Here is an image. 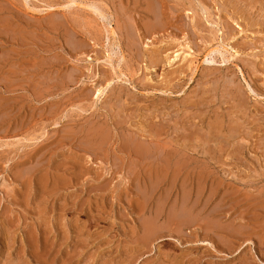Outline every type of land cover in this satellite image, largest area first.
Here are the masks:
<instances>
[{"label": "rangeland", "instance_id": "1", "mask_svg": "<svg viewBox=\"0 0 264 264\" xmlns=\"http://www.w3.org/2000/svg\"><path fill=\"white\" fill-rule=\"evenodd\" d=\"M261 63L264 0H0V264H264Z\"/></svg>", "mask_w": 264, "mask_h": 264}, {"label": "bare ground", "instance_id": "2", "mask_svg": "<svg viewBox=\"0 0 264 264\" xmlns=\"http://www.w3.org/2000/svg\"><path fill=\"white\" fill-rule=\"evenodd\" d=\"M94 4H95V3H94ZM94 4H93V5H94ZM150 4H152V3H150ZM153 5H154V4H153ZM153 7H154V6H153ZM153 10H154V9H153ZM95 11H97L96 8H95ZM154 12H155V11H154ZM151 25H152V24H151ZM151 25H150V26H151ZM155 26H156V25H155ZM155 26H154V24H153V26H151V27H152V28H153V27L156 28ZM157 27H158V25H157ZM158 28H159V27H158ZM150 29H151V28H150ZM153 30H154V29H153ZM111 31H112V30H111ZM144 38H145V37H144ZM182 45H183V44H182ZM184 45H185V44H184ZM186 46H187V45H186ZM216 46H217V45H216ZM234 46H235V45H234ZM237 46H238V45H237ZM187 47H188V51H181V50H183V48H182L181 50H179V51H178V50L174 51L175 54H174V52L172 51L174 55L171 54V55H173V57L170 56L172 60H171V59H169V60H171V62H173V61H174V62H176V61H177V62H182V63H183V62H186V63H189V64L191 65V63L193 62V58H191V57L193 56V55H192V54H193V50L191 51L190 47H189V46H187ZM214 47H215V46H214ZM230 47H231V46H230ZM232 47H233V46H232ZM211 48H212V47H211ZM211 48H210V49H211ZM223 48H224V46H223ZM239 48H241V47H239ZM212 49H213V48H212ZM212 49H211V50H212ZM229 49H230V48H229ZM231 49H232V48H231ZM233 49H234V48H233ZM152 50H153V49H152ZM186 50H187V49H186ZM207 50H209V48H208ZM211 50H210V52H208V54H207V52H206V56H207V57H208V55H209L211 52H214V50H213V51H211ZM237 50H238V49H237ZM231 52H232V51H231ZM236 52H237V51H236ZM152 53H153V51H152ZM158 53H159V52H158ZM202 53H203V52H202ZM237 53H238V52H237ZM234 54H235V53H234ZM204 55H205V54H202V57H203ZM222 57H223V56H222ZM224 57H226V56H224ZM224 57H223V58H224ZM204 58H205V57H204ZM148 59H149V57H148ZM153 59H154V58H153ZM197 59H198V58H197ZM197 59H196V60H197ZM166 60H167V59H166ZM169 60H168V61H169ZM226 60H227V58H226ZM158 61H159V59H157V61H156V60H155V61H154V60H151L150 62H152V63H153V62H156V63H157ZM221 61H222V59H221ZM159 62H160V61H159ZM161 62H162V61H161ZM166 62H167V61H166ZM169 62H170V61H169ZM208 62H209V61H208ZM223 62H225V61H223ZM193 63H196V62H193ZM193 63H192V64H193ZM169 64H170V66L173 65V63H172V64L169 63ZM262 64H263V63H261L260 66H263ZM174 65H176V64H174ZM182 65L185 66V63H184V64H180L179 67L183 68ZM192 66H194V65H192ZM196 66H197V65H196ZM177 67H178V66H177ZM179 67H178V68H179ZM254 67H255V66H253V68H254ZM175 68H176V67H175ZM186 68H187V67H186ZM189 68H190V67H189ZM263 68H264V66H263ZM183 69H184V68H183ZM183 69H180V71H183ZM259 69H262V67L259 68ZM190 70H191V69H190ZM175 71H176V70H175ZM175 71H174V73H175ZM178 71H179V70H178ZM261 71H264V70H261ZM188 72H189V71H188ZM193 72H194V71H193ZM170 73L172 74V72H170ZM181 73L183 74V72H181ZM252 73H253V72H252ZM179 74H180V73H179ZM185 74H186V73H185ZM188 74H189V73H188ZM209 74H210V72H209ZM177 75H178V73H177ZM208 76H209V75H208ZM190 77H192V76H190ZM172 78H173V76H172ZM174 78H175V77H174ZM176 79H177V78H176ZM176 79H175V80H176ZM170 80H171V79H170ZM109 82H110V81H109ZM108 85H109V84H108ZM165 86H166V85H165ZM99 87H100V86H99ZM103 87H104V86H103ZM166 87H167V86H166ZM105 89H106V88H105ZM258 90H259V89H258ZM229 91H230V90H229ZM201 92H202V91H201ZM230 92H231V91H230ZM230 92H229V93H230ZM237 92H238V91H237ZM208 93H209V91H208ZM101 94H103V89H102V88L97 89V90H96V96L99 97ZM201 94H202V93H201ZM203 94H204V93H203ZM239 94H240V93H239ZM259 95H260V94H259ZM233 96H234V95H233ZM197 97H198V96H197ZM199 97H200V96H199ZM237 98H238V97H237ZM204 99H205V97H204ZM200 100H201V99H200ZM206 100H207V99H206ZM206 100H205V101H206ZM238 100H240V99L238 98ZM238 100H237V101H238ZM193 101H195V100H193ZM197 101H198V100H197ZM238 102H239V101H238ZM238 102H237V104L234 105L233 107L238 108ZM242 102H243V101H242ZM192 103H193V102H192ZM198 103H199V102H198ZM201 103H202V102H201ZM193 104H194V103H193ZM240 104H241V103H240ZM240 104H239V105H240ZM241 105H242V104H241ZM241 105H240V106H241ZM194 106H195V105H193L192 107H194ZM243 106H244V105H243ZM240 108H241V107H239V109H237V110H240ZM244 109H246V108H244ZM231 110H232V109H231ZM233 110H234V108H233ZM245 111H246V110H245ZM229 112H230V111H229ZM235 112H236V110H235ZM237 112H238V111H237ZM239 113H240V112H239ZM239 113H238V114H239ZM244 114H246V113H244ZM244 114H243V115H244ZM226 115H228V114L226 113ZM240 115H241V114H240ZM221 116H223V115H221ZM231 117H233V116H230V118H231ZM244 117H245V116H244ZM217 118H218V116H217ZM237 118H238V117H237ZM236 120H237V119H235L234 122H237ZM227 121H228V120H227ZM215 122H217V121H215ZM215 122H214V124H212V123H211V124H212V125H215ZM221 122L223 123V121H221ZM224 122H225V121H224ZM222 123H220V125H221ZM226 123H227V122H226ZM229 123H230L231 126H228V127H231V129L227 127L226 132L228 131V129H229L230 132H231V131H232V127L235 128V126L237 125V123H236L234 126H233V123L228 122V124H229ZM239 123H240V122H239ZM209 124H210V122H209ZM211 124H210V125H211ZM224 124H225V123H224ZM228 124H227V125H228ZM212 125H211V126H212ZM217 125H218V124H217ZM217 125H216V127H217ZM220 125H218V126H220ZM222 125H223V124H222ZM239 125H241V124H239ZM242 125H243V124H242ZM208 126H209V125H208ZM211 126H210V127H211ZM210 127H207V130H208V128H209V130L211 129V131H212V128H210ZM212 127H215V126H212ZM236 127H238V126H236ZM219 128L222 129V126H220ZM239 128H240V127H239ZM214 129H216V128H214ZM217 129H218V128H217ZM236 129L238 130V128H236ZM240 129H241V128H240ZM240 129H239V130H240ZM165 130H166V129H165ZM237 130H236V132H237ZM144 131H145V130H144ZM153 131H154V130H153ZM219 131H220V130L218 129V130H217V133H218ZM223 131H224V127H223ZM228 132H229V131H228ZM228 132H227V133H228ZM233 132H234V131H233ZM233 132H231V133H233ZM159 133H160V132H159ZM194 133H195V132H194ZM196 133H197V132H196ZM217 133H216V131L213 132L212 137L214 136V134L217 135ZM221 133H222V131H221ZM162 134H163V133H162ZM185 134H186V133H185ZM208 134H209V133L207 132V134H205V135H208ZM210 134H211V133H210ZM193 135H194V134H192V136H193ZM197 135H198V134H197ZM205 135H204V136H205ZM236 135H238V134H236ZM186 136H188V139H187V140H189V136H190V138L192 137L190 134H189V135L187 134ZM208 136H209V135H208ZM210 136H211V135H210ZM234 136H235V135H234ZM234 136H232V137H234ZM181 137H182V136H181ZM197 137H198V136H197ZM212 137H211V138H212ZM230 137H231V136H229V138H230ZM235 137H236V139H238V138H237L238 136H235ZM162 138H163V137H162ZM179 138H180V137H179ZM205 138H206V136H205ZM217 138H218V137H216V140L213 139V140H215V141H214V146L217 144V143H216V141L218 140ZM239 138H240V137H239ZM129 139H131V137H129ZM191 139H192V138H191ZM191 139H190V142H191ZM194 139H195V138H194ZM203 139H204V138H203ZM208 139H210V137H209ZM208 139H207V140H208ZM233 139H234V138H233ZM236 139H235V141H236ZM132 140H133V139H132ZM184 140H186V139H184ZM207 140H206V142H207ZM213 140H212V141H213ZM129 141H131V140H129ZM133 141H134V140H133ZM212 141H211V142H212ZM219 141H221V140H219ZM219 141H217V142L219 143ZM125 142H128V140H127V141H124L123 143H125ZM166 142H168V141H166ZM193 142H194V141H193ZM202 143H203V142H202ZM212 143H213V142H212ZM215 143H216V144H215ZM125 144H126V143H125ZM125 144H123V145H125ZM127 144H128V143H127ZM130 144H131V143H130ZM130 144H129V145H130ZM192 144H193V143H192ZM206 144H207V143H206ZM206 144H205V145H206ZM221 144H223V143L221 142ZM224 144H225V143H224ZM227 144H228V142H227ZM135 145H136V144H135ZM140 145H142V144H140ZM167 145H168V144H167ZM210 145H211V144H210ZM210 145H209V147H210ZM217 145H218V144H217ZM217 145H216V146H217ZM127 146H128V145H127ZM216 146H215V147H216ZM222 146H223V145H222ZM222 146H221V149L223 148ZM226 146H227V145H226ZM123 147H125V146H123ZM133 147H135V146H133ZM136 147H138V146L136 145ZM188 147H189V146H188ZM196 147H197V146H196ZM204 147H205V146H204ZM204 147H203V148H204ZM121 148H122V145H121ZM131 148H132V147H131ZM143 148H144V147H140V146H139V148H138L139 150H138V151H139L140 153H142V151L144 152V150H142ZM198 148H199V147H198ZM225 148H226V147H225ZM228 148H229V147H228ZM128 149H129V148H128ZM135 149H136V148H135ZM205 149H206V148H205ZM217 149H219V148L217 147ZM221 149H219V151H221ZM129 150H130V149H129ZM132 150H134V149H132ZM132 150H131V153H134V152H132ZM169 150H170V149H169ZM207 150H208V149H207ZM223 150H224V149H222V152H223ZM235 150H236V149H235ZM138 151H135V152H136L135 154H136L137 156H140V154H139ZM228 151H229V149H228L227 151H225V152L227 153ZM236 151H237V150H236ZM187 152H188V151H187ZM205 152H206V151H204V153H205ZM230 152H231V151H230ZM238 152H239V151H238ZM238 152H237V153H238ZM167 153H168V152H167ZM207 153H209V152H207ZM220 153H221V152H218L217 154L220 155ZM237 153H236V154H237ZM144 154H145V152H144ZM165 154H166V153H165ZM168 154H169V153H168ZM236 154H235V155H236ZM141 155H142V154H141ZM186 155H187V154H186ZM219 155H218V156H219ZM228 155H229V154H228ZM224 156H225V155H224ZM143 157H144V156H143ZM212 157H213V156H212ZM221 157H222V156H221ZM221 157H220V158H221ZM190 158H191V157H190ZM170 159H171V158H170ZM213 159H215V158H213ZM220 160H221V159H220ZM233 160H234V159H233ZM135 161H136V160H135ZM163 161H164V160H163ZM165 161L167 162L168 160L166 159ZM165 161H164V162H165ZM215 161H216V160H215ZM218 161H219V160H218ZM218 161H217V162H218ZM221 161H222V160H221ZM137 162H138V161H137ZM222 162L225 163L224 160H223ZM208 163H209V162H208ZM210 163H211V162H210ZM212 163H213V162H212ZM144 164H145V163H144ZM172 164H173V163H172ZM182 164H183V163H182ZM189 164H190V163H189ZM168 165H169V164H168ZM180 165H181V164H180ZM186 165H187V164H186ZM199 165H200V163H199ZM207 165H208V164H207ZM227 165H228V164H227ZM229 165H230V164H229ZM218 166H219V164H218ZM237 166H238V165H236V167H237ZM169 167H170V166H169ZM169 167H168V168H169ZM185 167H186V166H185ZM164 168H165V167H164ZM205 168H206V167H205ZM238 168H239V167H238ZM153 169H154V168H153ZM183 169H184V168H183ZM183 169H182V170H183ZM203 169H204V168H203ZM206 169H207V168H206ZM212 169H213V168H212ZM166 170H167V168H166ZM173 170H174V169H173ZM155 171H156V169H155ZM167 171L169 172V170H167ZM177 171H178V170H177ZM207 171H208V170H207ZM210 171H211V170H210ZM165 172H166V171H165ZM188 172H189V171H188ZM193 172H194V171H193ZM200 172H202V171L200 170ZM212 172H213V171H212ZM192 175H193V174H192ZM196 176H198V175H196ZM199 176H200V175H199ZM202 176H203V175H202ZM205 178H206V177H204V179H205ZM201 179H202V178H201ZM200 181H201V180H200ZM198 183H199V182H198ZM219 184H220V183H219ZM177 218H178V217H177Z\"/></svg>", "mask_w": 264, "mask_h": 264}]
</instances>
